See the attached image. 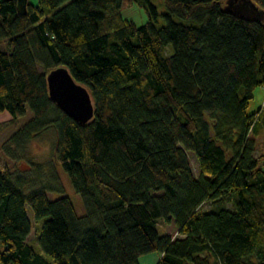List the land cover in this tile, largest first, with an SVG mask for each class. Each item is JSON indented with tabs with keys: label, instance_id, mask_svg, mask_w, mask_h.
I'll return each mask as SVG.
<instances>
[{
	"label": "trees",
	"instance_id": "16d2710c",
	"mask_svg": "<svg viewBox=\"0 0 264 264\" xmlns=\"http://www.w3.org/2000/svg\"><path fill=\"white\" fill-rule=\"evenodd\" d=\"M131 1L145 23L122 14L123 0H0V110L11 114L0 126L32 113L5 150L54 127V156L85 207L26 193L2 166L0 261L141 264L158 252L156 264H264V106L248 111L264 86V0L244 13L227 0H162L160 26L153 0ZM61 65L93 98L86 122L49 95ZM207 200L216 207L202 209ZM173 221L178 236L159 232Z\"/></svg>",
	"mask_w": 264,
	"mask_h": 264
},
{
	"label": "rangeland",
	"instance_id": "374dc122",
	"mask_svg": "<svg viewBox=\"0 0 264 264\" xmlns=\"http://www.w3.org/2000/svg\"><path fill=\"white\" fill-rule=\"evenodd\" d=\"M153 1L157 4L159 11L156 24L158 26L163 25L166 22L164 13H166L167 10L162 0ZM29 2L34 5L39 4V0H29ZM121 11L125 17L133 19L138 25H141L148 20L146 10L131 0H123ZM174 19L186 23L191 22L190 20H185L178 16H174ZM39 68L43 71L42 65H39ZM263 106L264 86H259L255 89L254 97L250 100L248 111H257ZM31 115V111L28 110L27 114L20 119L0 126V168L2 166H7L13 173L20 175L26 180V183H23L22 185V188L26 193H29L36 188H45L47 195L51 199L63 195L69 196L73 201L78 214H83L85 212V207L82 198L80 194L76 192L67 171L54 156L55 142L57 138V131L54 127L49 126V128L43 131L41 135L32 138L25 146H22L23 148L13 145L12 153L14 154L8 153L5 150L4 143H6L7 139L18 129V127L27 122ZM9 118H11V114L8 110H0V122H4ZM256 139L257 142L259 141L263 143L264 133L257 136ZM260 146L257 144L256 154L259 153ZM22 162L30 164V167L21 169L20 164ZM191 162L194 171L198 174L199 167L196 159L193 157ZM222 205L232 207V203L226 200L222 202ZM215 207V202H212L211 200H207L201 206V208L206 211L214 209ZM27 212L33 225L28 240L32 244H35L36 230L39 224L35 221L32 208L29 205H27ZM158 230L160 233H169L173 237L179 235V227L174 221L169 224H159ZM158 257V252L145 254L141 258V264H156Z\"/></svg>",
	"mask_w": 264,
	"mask_h": 264
},
{
	"label": "water",
	"instance_id": "95a60500",
	"mask_svg": "<svg viewBox=\"0 0 264 264\" xmlns=\"http://www.w3.org/2000/svg\"><path fill=\"white\" fill-rule=\"evenodd\" d=\"M237 1L236 3H234ZM21 0H19V3ZM251 0H227V8L236 12L248 11ZM50 97L75 119L86 122L94 115V101L89 90L77 82L65 66H57L47 74ZM30 164L22 162L21 169L29 168ZM0 264H3L0 261Z\"/></svg>",
	"mask_w": 264,
	"mask_h": 264
}]
</instances>
